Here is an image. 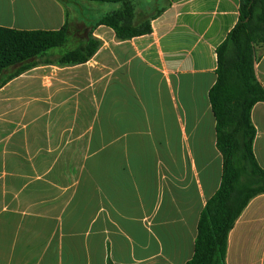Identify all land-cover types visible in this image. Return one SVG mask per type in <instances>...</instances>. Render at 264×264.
Here are the masks:
<instances>
[{
    "label": "crops",
    "instance_id": "0c3cea01",
    "mask_svg": "<svg viewBox=\"0 0 264 264\" xmlns=\"http://www.w3.org/2000/svg\"><path fill=\"white\" fill-rule=\"evenodd\" d=\"M73 5L71 15L58 0H0V27L53 31L67 23L72 49L91 21L120 8ZM238 6L135 0L133 21L149 20L150 33L118 40L98 26L100 47L86 63H41L0 89V264L192 258L199 215L221 179L208 92ZM257 57L264 87V50ZM251 122L264 171V102ZM225 264H264V194L230 230Z\"/></svg>",
    "mask_w": 264,
    "mask_h": 264
},
{
    "label": "trees",
    "instance_id": "16d2710c",
    "mask_svg": "<svg viewBox=\"0 0 264 264\" xmlns=\"http://www.w3.org/2000/svg\"><path fill=\"white\" fill-rule=\"evenodd\" d=\"M58 1L64 7L69 2ZM83 1L119 4L120 8L91 21L84 40L72 49L67 23L53 31L0 27V89L41 63H86L100 47V41L92 36L98 26L110 28L118 40L151 32L149 20L133 21L135 0ZM57 49L64 51L55 61L46 59ZM258 50H264V0H239L238 21L216 48V79L208 92L215 147L222 159L220 184L199 215L193 255L185 264H225L230 230L249 201L264 194V171L253 154L255 128L251 122L253 106L264 102V87L254 71Z\"/></svg>",
    "mask_w": 264,
    "mask_h": 264
},
{
    "label": "rangeland",
    "instance_id": "374dc122",
    "mask_svg": "<svg viewBox=\"0 0 264 264\" xmlns=\"http://www.w3.org/2000/svg\"><path fill=\"white\" fill-rule=\"evenodd\" d=\"M73 1H80V0H69V2H66V5H67V9H68V11L69 12H71L70 14L72 15L73 14V8H74V5H73ZM92 4H95V3H92ZM95 6V5H94ZM96 6H98V5H96ZM102 8V7H101ZM102 10H99V12H96V13H92L91 15H92V17H97V16H100V15H102V14H104L103 12H101ZM86 16V15H85ZM74 42L72 41V40H69V44L70 45H72ZM260 52V50H258V52L257 53H259ZM57 54L55 53V54H52L51 55V57L53 58V59H56L57 58ZM11 70H13V68L12 69H10L9 70V72L11 71ZM8 74V72H5L4 73V75H7ZM4 75H2V76H4ZM6 108V105H5V103H3V104H1L0 105V109H2V108ZM7 116V115H6ZM11 116V115H10Z\"/></svg>",
    "mask_w": 264,
    "mask_h": 264
}]
</instances>
